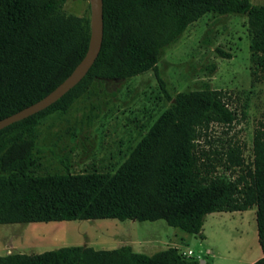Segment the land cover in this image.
Returning a JSON list of instances; mask_svg holds the SVG:
<instances>
[{"label": "trees", "instance_id": "trees-1", "mask_svg": "<svg viewBox=\"0 0 264 264\" xmlns=\"http://www.w3.org/2000/svg\"><path fill=\"white\" fill-rule=\"evenodd\" d=\"M67 0H0V120L37 102L85 56L90 15L65 10ZM102 49L87 75L48 108L0 130V224L117 218L155 221L205 237L213 212L256 207L264 264V120L244 144L206 149L214 124L232 127V95L210 85L182 91L115 172L35 174L40 119L67 111L97 79H130L155 69L163 51L209 12L244 14L251 36L252 74L264 81V4L250 0H103ZM224 57L231 53L217 48ZM216 164L238 169L235 178ZM68 167V166H67ZM170 246L153 254L131 245L114 249L72 245L37 254L0 255V264H195Z\"/></svg>", "mask_w": 264, "mask_h": 264}, {"label": "rangeland", "instance_id": "rangeland-1", "mask_svg": "<svg viewBox=\"0 0 264 264\" xmlns=\"http://www.w3.org/2000/svg\"><path fill=\"white\" fill-rule=\"evenodd\" d=\"M250 1L264 4V0ZM64 7L78 16L91 13L89 0H67ZM250 41L247 15L209 12L163 51L155 69L130 79H97L67 111L40 119L41 163L34 173L115 172L178 93L207 85L232 95L237 120L230 128L212 125L209 142H200L206 149L243 143L250 162L254 132L264 120V81L254 80ZM217 48L232 57H224ZM215 172L232 178L239 173L219 164ZM203 231L204 238L164 219L7 223L0 224V255L37 254L72 245L96 249L131 245L149 255L176 246L183 253L191 249L194 254L187 255L197 260L195 264H203L202 259L205 264H251L263 255L256 207L208 214Z\"/></svg>", "mask_w": 264, "mask_h": 264}, {"label": "water", "instance_id": "water-1", "mask_svg": "<svg viewBox=\"0 0 264 264\" xmlns=\"http://www.w3.org/2000/svg\"><path fill=\"white\" fill-rule=\"evenodd\" d=\"M89 3L91 11V35L89 47L83 59L71 74L46 96L22 110L1 119L0 130L48 108L74 88L87 75L100 54L104 39V2L103 0H89Z\"/></svg>", "mask_w": 264, "mask_h": 264}, {"label": "crops", "instance_id": "crops-1", "mask_svg": "<svg viewBox=\"0 0 264 264\" xmlns=\"http://www.w3.org/2000/svg\"><path fill=\"white\" fill-rule=\"evenodd\" d=\"M209 214H211V213H209ZM204 227V226H203ZM203 233H204V231H203ZM180 249V248H179ZM181 250V249H180ZM191 250V249H190ZM190 250H188V251H190ZM192 251V250H191ZM207 251H210V250H207ZM187 252V251H186ZM192 254H194V252L192 251ZM203 264H205V263H207V261L206 260H204V259H202V261H201Z\"/></svg>", "mask_w": 264, "mask_h": 264}, {"label": "built area", "instance_id": "built-area-1", "mask_svg": "<svg viewBox=\"0 0 264 264\" xmlns=\"http://www.w3.org/2000/svg\"><path fill=\"white\" fill-rule=\"evenodd\" d=\"M184 254H186V255H187V254H192V251L190 250V251H188V253H184Z\"/></svg>", "mask_w": 264, "mask_h": 264}]
</instances>
